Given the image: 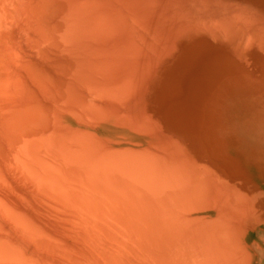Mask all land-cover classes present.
Listing matches in <instances>:
<instances>
[{
	"label": "bare ground",
	"instance_id": "obj_1",
	"mask_svg": "<svg viewBox=\"0 0 264 264\" xmlns=\"http://www.w3.org/2000/svg\"><path fill=\"white\" fill-rule=\"evenodd\" d=\"M213 1L0 0V264H264V186L225 152L226 114L257 146L264 105L142 92L167 46L150 18L247 22Z\"/></svg>",
	"mask_w": 264,
	"mask_h": 264
},
{
	"label": "rangeland",
	"instance_id": "obj_2",
	"mask_svg": "<svg viewBox=\"0 0 264 264\" xmlns=\"http://www.w3.org/2000/svg\"><path fill=\"white\" fill-rule=\"evenodd\" d=\"M183 1L190 12L184 11L182 19L192 17L195 20L197 13L191 8L190 0ZM208 7L206 4L207 11L203 12L208 18L210 13L222 17L235 11L245 15L247 22L226 27V30L218 29L212 34L210 28L206 31H187L178 28L176 23L162 24L161 19L150 18L148 24L153 34L167 46L161 52L163 62L155 61V67L160 66L156 76L146 82L142 92H201L200 99L213 102L209 103L210 107L238 104L236 100L228 99L234 94H243L245 102H241L242 106H237V109H241L238 112L244 119L257 102L264 105V102L251 99L252 92H264V0H215ZM182 29L185 32H181ZM247 34L254 38V44L246 51L243 45L246 44ZM224 92L234 93L224 97ZM233 112L226 114L230 116L228 123L232 125L227 129V137H230L225 140L227 160H232L231 163L236 166H245L256 183L264 186V136L256 146L241 134L235 135L238 133L237 123L230 122ZM248 116L256 123L263 122L264 126V119L253 114ZM233 156L237 157L234 159Z\"/></svg>",
	"mask_w": 264,
	"mask_h": 264
}]
</instances>
